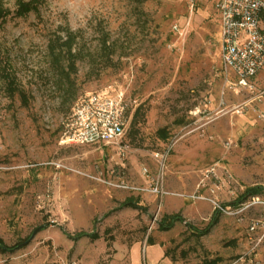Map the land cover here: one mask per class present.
Masks as SVG:
<instances>
[{"label":"rangeland","instance_id":"374dc122","mask_svg":"<svg viewBox=\"0 0 264 264\" xmlns=\"http://www.w3.org/2000/svg\"><path fill=\"white\" fill-rule=\"evenodd\" d=\"M216 2L0 0V239H27L0 264H264V68L253 94L226 78ZM67 30L69 88L48 52ZM110 87L129 115L141 109L129 150L63 144L75 107ZM157 178L166 194L141 190ZM256 186L260 203L227 206ZM129 198L145 210L111 213ZM213 201L231 214L195 237L186 224L203 230ZM173 214L184 222L159 230Z\"/></svg>","mask_w":264,"mask_h":264},{"label":"built area","instance_id":"2783aa9c","mask_svg":"<svg viewBox=\"0 0 264 264\" xmlns=\"http://www.w3.org/2000/svg\"><path fill=\"white\" fill-rule=\"evenodd\" d=\"M216 9L220 28V62L224 74L236 88L253 94L254 79L264 68V32L261 27L264 1L217 0ZM111 89L82 100L75 107L71 121L64 130L63 144L112 148L118 155L129 150L126 137L131 115L127 116L124 91L118 88L111 93ZM154 156L164 160L166 154L155 153ZM213 172V169L207 171L209 174ZM142 173L148 177L146 169ZM108 184H111L110 180ZM114 185L116 188L128 189L122 181ZM141 190L153 195L166 194L162 192L158 178L150 180L148 187ZM190 198L209 201L202 195ZM249 198L248 204L242 202L234 207H249L260 203L257 196ZM212 203L215 211L231 214L230 210H225L214 201ZM254 229V226L250 227L251 231ZM247 263L257 264L251 258Z\"/></svg>","mask_w":264,"mask_h":264},{"label":"trees","instance_id":"16d2710c","mask_svg":"<svg viewBox=\"0 0 264 264\" xmlns=\"http://www.w3.org/2000/svg\"><path fill=\"white\" fill-rule=\"evenodd\" d=\"M76 35L71 33L69 30H67L66 35L63 38L58 37L56 40H51L48 43V52L51 57V64L56 69L57 78L59 81L64 82V84L69 88L71 85V76L76 74L77 68L76 63L78 60V54L75 51V45H76ZM107 40H103L101 42V50H108L109 48L106 46ZM109 51V50H108ZM108 54V53H107ZM105 54V55H107ZM110 55V54H109ZM109 55L107 59L109 58ZM141 109L136 108L134 112L131 115V120L129 124V132H128V138L131 142L134 141V138L137 134V125H138V118L140 116ZM127 115H129L127 111ZM161 137L164 139L165 132H161ZM261 187H251L246 189L243 194L238 198V201L233 202L231 204H228L227 206H233L237 205L238 203L244 201V199L248 197H254L258 196L262 192ZM223 208L226 207V205L222 206ZM133 209V210H145L142 206L138 205L137 200L134 199H127L124 202H122L117 208L111 211L113 213L114 211H118L121 209ZM108 215V214H106ZM219 212L215 211L206 225V227L203 230H197L196 228L190 226L189 224H186L187 228L191 230V234H193L195 237L201 238L203 236H206L209 234L210 230L218 223L219 220ZM184 220H182L180 214H173V215H166L163 216L160 223H159V230L161 231H169L171 230L176 223H183ZM43 228V227H42ZM74 239L80 240L82 238H87L90 241H96L99 239V236L94 231L90 233L81 232L77 234ZM27 239L24 241L26 242ZM24 242L17 243L13 246H6L3 241L0 239V253L6 254V253H13L14 251L21 248V244ZM200 264H221V260L219 258H215L212 260H204Z\"/></svg>","mask_w":264,"mask_h":264},{"label":"water","instance_id":"95a60500","mask_svg":"<svg viewBox=\"0 0 264 264\" xmlns=\"http://www.w3.org/2000/svg\"><path fill=\"white\" fill-rule=\"evenodd\" d=\"M39 231H40V228H37L36 230H34L30 239H32Z\"/></svg>","mask_w":264,"mask_h":264},{"label":"crops","instance_id":"0c3cea01","mask_svg":"<svg viewBox=\"0 0 264 264\" xmlns=\"http://www.w3.org/2000/svg\"><path fill=\"white\" fill-rule=\"evenodd\" d=\"M127 209H129V208H127Z\"/></svg>","mask_w":264,"mask_h":264}]
</instances>
